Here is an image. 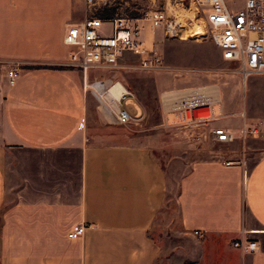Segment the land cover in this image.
Returning a JSON list of instances; mask_svg holds the SVG:
<instances>
[{
  "label": "crops",
  "instance_id": "obj_1",
  "mask_svg": "<svg viewBox=\"0 0 264 264\" xmlns=\"http://www.w3.org/2000/svg\"><path fill=\"white\" fill-rule=\"evenodd\" d=\"M84 10L83 0H0V264H153L159 247L147 229L165 176L150 151L156 134L140 141L126 133L148 117L149 101L165 127L234 134L220 142L228 152L193 161L179 178V230L206 250L190 264H264V150L244 155L233 143L240 128L255 126L244 114L251 93L242 96L238 77L226 72L233 63L210 40L146 25L141 39L160 68L141 69L140 56L123 52L116 67L86 73L132 92L135 118L117 124L82 87L80 71L64 65L63 34ZM78 223L83 233L66 238ZM241 237L257 249L233 247Z\"/></svg>",
  "mask_w": 264,
  "mask_h": 264
},
{
  "label": "built area",
  "instance_id": "obj_2",
  "mask_svg": "<svg viewBox=\"0 0 264 264\" xmlns=\"http://www.w3.org/2000/svg\"><path fill=\"white\" fill-rule=\"evenodd\" d=\"M109 4V0H83L85 8L98 4ZM145 6L139 16L113 15L96 17L85 15L78 23L69 25L62 37L68 48L64 65L76 68L82 76V87L86 88L103 111L112 115L117 124L132 121L128 108L133 100L132 92L117 81L92 79L86 73L91 68H112L123 52L140 56L138 67L144 70L162 66L158 53L148 49L141 39V32L147 25L162 29L167 37H207L219 50L223 60L233 63L227 69L230 75L238 77L242 96L258 79L264 78V0H144ZM109 25L108 33L101 35V26ZM195 27V28H194ZM197 31L198 33H195ZM17 73L7 71V81L12 84ZM201 115L194 112L193 121ZM254 127H242L240 135L256 134ZM215 141L230 142L234 134L227 129L213 128L209 131ZM230 162H225V165ZM85 226L74 224L66 232L68 239L78 238ZM194 234H197L194 231ZM232 246L241 252H253L257 244L246 237L235 239Z\"/></svg>",
  "mask_w": 264,
  "mask_h": 264
},
{
  "label": "rangeland",
  "instance_id": "obj_3",
  "mask_svg": "<svg viewBox=\"0 0 264 264\" xmlns=\"http://www.w3.org/2000/svg\"><path fill=\"white\" fill-rule=\"evenodd\" d=\"M229 1V0H228ZM240 5V1L235 2V7ZM144 0H109V4L102 5L98 1L93 7L85 8V15L96 17H110L113 15L139 16L144 9ZM195 28V27H194ZM158 30V28H156ZM101 35L108 33L109 25L103 24L100 28ZM195 33H198L195 31ZM182 37L189 38L185 32ZM199 41H207V37H190ZM213 46V45H212ZM207 50V55L210 49ZM168 58V57H167ZM172 56L169 59L172 60ZM168 59V60H169ZM90 78V77H89ZM258 86H264V78L255 82ZM246 108L244 114L248 115L250 125H255L257 132L254 135L245 133L240 135V139L233 143L243 144V154L248 151L264 150V88L258 91H252L246 98ZM149 101V115L140 122H130L126 128L127 135L135 137L138 140H146L143 136L145 132L156 134L155 140L151 143L150 149L165 176V191L163 202L159 207L155 217L147 229L148 235L156 242L159 247L157 258L153 264H190V258H197L202 253L204 260V245L198 247L197 241L182 233L178 227L177 209L175 205V195L179 178L187 172L191 163L197 159H208L217 155L223 156L227 150V144L216 142L206 128H196L189 131V128L165 127L161 124L159 117ZM197 249V251H196ZM214 254V251L212 252ZM219 251L217 252V254ZM199 261L197 262V264Z\"/></svg>",
  "mask_w": 264,
  "mask_h": 264
}]
</instances>
